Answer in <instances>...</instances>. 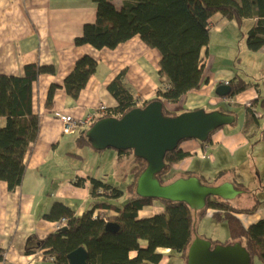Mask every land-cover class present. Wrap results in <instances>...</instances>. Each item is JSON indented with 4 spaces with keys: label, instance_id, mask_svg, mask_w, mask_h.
<instances>
[{
    "label": "trees",
    "instance_id": "obj_1",
    "mask_svg": "<svg viewBox=\"0 0 264 264\" xmlns=\"http://www.w3.org/2000/svg\"><path fill=\"white\" fill-rule=\"evenodd\" d=\"M92 1L96 6L95 22L83 27L82 34L74 41L75 45H90L96 50L114 49L138 36L147 47L160 54L159 87L152 100L139 102L124 83V73L118 75L107 85L117 106L101 111L100 116L80 131L75 140L77 148L90 147L84 133L99 119L121 118L154 100L162 104H175L188 92L199 89L203 74L201 52L208 45L211 19L216 14L236 25L241 36L245 37L249 51L256 52L264 46V0H117L118 5L114 4L116 0ZM245 25L248 27L243 33ZM95 70L96 63L91 58L79 59L64 79L66 93L76 99ZM53 73L51 65L35 63L25 65L20 75L0 74V119L4 120L0 126V181L6 184L10 193L21 187L26 157L32 152L39 135L40 118L32 109V85L41 75ZM250 84L238 77L230 80L227 85L231 90L228 97L244 92ZM56 88L52 84L48 90L46 109L52 108ZM261 106H264V96ZM219 111L233 115L236 122L232 111ZM178 114L163 106V115ZM246 117L249 121L254 119L251 108L246 109ZM258 134L264 141V128ZM211 135L206 142L199 144H209ZM183 141L175 150L165 154L166 167L158 177L161 184H166L162 181L165 174L172 172V177L177 174L171 169L173 165L190 156L179 148ZM116 153L119 159L133 155L131 151ZM145 167L143 160L134 157V165L130 169L132 182L127 187L129 195L123 205L115 204L112 200L118 201L124 192L106 183L104 178L88 176L76 179V185L89 183L91 207L76 215L65 204L54 203L43 218L56 224L65 221V226L42 241L29 240L25 255L40 251L42 261L69 264L68 254L83 248L88 256L87 264H160L165 256L173 253L186 263L187 251L195 235L194 217H204L211 210L210 217L216 223L226 225L229 240L219 243L204 239L209 240L212 246L239 242L250 255L251 264L255 258L264 264V219L245 228L237 218L240 214L253 215L261 201L246 208L234 206L218 197H209L204 208L194 212L185 203L157 200L162 212L140 219L138 212L155 201L135 194L136 179ZM183 175L193 173L184 172ZM198 177L202 184L212 186L208 178ZM233 181L235 189L245 188L242 182H236L234 178ZM102 210L114 211L116 216L106 218L103 214L98 215ZM108 223H115L117 231H106ZM162 250H168V254L164 255ZM133 252L135 255L132 257ZM5 254L0 249V263Z\"/></svg>",
    "mask_w": 264,
    "mask_h": 264
},
{
    "label": "crops",
    "instance_id": "obj_2",
    "mask_svg": "<svg viewBox=\"0 0 264 264\" xmlns=\"http://www.w3.org/2000/svg\"><path fill=\"white\" fill-rule=\"evenodd\" d=\"M114 4L118 5L119 1H114ZM95 18L96 6L92 0H0V74L20 75L25 65L35 63L41 66L51 65L54 68L52 75H41L32 85V109L40 118V129L32 152L26 157V171L21 187L10 193L6 184L0 181V249L6 252L0 264L45 262L42 261L40 251L25 255L29 240L42 241L56 231V223L45 220L43 215L56 202L65 204L76 215H81L90 203L89 183L76 185V179L88 177L83 167L75 171L66 169L70 155L67 149L75 151L76 138L89 125L80 126L73 135H63L55 114L63 113L82 120L87 116H94L95 119L101 113L98 112L99 106L116 107L117 103L108 92L107 85L121 73H124V83L139 102L152 100L159 87L160 54L147 47L138 36L114 49L96 50L90 45H75L74 41L82 34L83 27L94 23ZM211 21L210 40L214 35L223 32L222 25L225 23L218 14ZM255 54L264 57V46ZM83 57L95 61L96 70L86 87L74 99L66 93L63 82L75 63ZM201 58L203 74L199 89L188 92L178 103L164 102L163 106L177 113L196 109L212 112L220 109L230 111L224 107L225 104L235 103L239 107H251L254 119L249 122L245 113L246 120L241 129H218L211 135L210 143L205 146L195 140L183 141L180 149L190 156L173 165L171 169L175 173L196 174L195 166L202 167V164L208 163L223 174L229 172V169L221 166L217 158L220 160L221 156H229V152L247 149L264 128V124L261 125L260 122V119H264V113L258 112L263 91L259 84H250L244 92L234 97L222 98L215 94V89L236 77L246 80L260 76L258 80L264 79V65L259 63L261 66L252 73H246V68H243L242 76L229 66L215 67L216 60L211 61L210 58H216L211 56L210 48L202 50ZM249 81L251 83V79ZM52 84L57 88L53 95L52 108L46 109L45 101ZM3 123L4 120L0 119V126ZM220 149L226 153L222 154ZM70 156L74 157L71 164L76 163L75 159H83L77 153ZM116 159L120 160L118 157ZM103 176L98 177L95 173L92 177L99 179ZM234 176L221 183L231 182L234 185ZM234 179L241 182L240 178ZM161 212L162 208H154L152 202L138 212V218H148ZM100 214L106 218L116 216L114 211L102 210ZM237 218L247 228L264 219V205H259L253 215L240 214Z\"/></svg>",
    "mask_w": 264,
    "mask_h": 264
},
{
    "label": "water",
    "instance_id": "obj_3",
    "mask_svg": "<svg viewBox=\"0 0 264 264\" xmlns=\"http://www.w3.org/2000/svg\"><path fill=\"white\" fill-rule=\"evenodd\" d=\"M230 91L228 86H218L215 94L224 98L229 96ZM234 123L235 117L231 114L205 112L203 109L165 116L163 104L154 100L121 118L99 119L84 134L94 151H131L135 158L146 163L145 169L136 179V196L185 203L197 212L204 208L209 197L229 201L242 191L235 189L230 182L218 186L204 185L195 176L161 184L158 177L166 167L165 154L175 150L183 140L204 143L213 132ZM105 229L115 232L118 226L108 223ZM67 259L69 264H87L88 256L83 248H78L68 254ZM186 264H251V257L239 242L212 246L209 240L195 237L189 245Z\"/></svg>",
    "mask_w": 264,
    "mask_h": 264
},
{
    "label": "rangeland",
    "instance_id": "obj_4",
    "mask_svg": "<svg viewBox=\"0 0 264 264\" xmlns=\"http://www.w3.org/2000/svg\"><path fill=\"white\" fill-rule=\"evenodd\" d=\"M225 20V19H224ZM228 20H225L223 27V32L221 34L214 35L212 40L208 41L207 48H210L211 56L216 59L210 58L211 61H215V67L218 65L221 66H229L234 69L235 72L239 73L243 76L242 70L245 69L246 73H252L260 64L264 65V57H261L259 54H255V52L249 51L246 47V39L241 35L237 28ZM248 26H244L242 29L243 33H246ZM211 32L209 31V34ZM221 60H223L221 62ZM221 62V64H220ZM260 63V64H259ZM211 64V62H210ZM264 67V66H263ZM264 74V73H263ZM260 77V76H258ZM258 77H249L246 78V82H250L254 85H260L263 91L264 96V79L258 80ZM264 77V76H262ZM244 80V78H243ZM258 80V81H256ZM228 84H223V86H227ZM223 98V97H222ZM226 98V97H224ZM234 102V101H233ZM227 110H230L236 116L235 125L232 127H224V130H228L232 128L233 130L241 129L245 124V116L246 109L251 107H239L237 104H225L224 106ZM224 108V109H225ZM174 112V111H173ZM258 112L264 113V107L261 106V100L259 101ZM250 117L249 119H251ZM256 118V115H255ZM249 122H252L251 120ZM262 122L261 125L264 124V119H260ZM264 126V125H263ZM76 137V136H75ZM74 140V139H73ZM203 149V155H204ZM72 151L71 148L67 149V153L73 155V153H77L83 159H75L76 163H70L73 161L74 157L68 155V165L66 169L68 171H75L78 168L83 167L86 175L93 176L96 173V176L104 178L105 182L119 188L124 192V194L120 197L118 201L112 200L115 204L123 205L125 204L129 192L127 190L128 185L132 182V176L129 173L130 169L134 165V157L133 155H126L122 159L117 160V153L113 149H106L102 152H96L91 147L84 148H75V151ZM219 152L225 154L226 151L220 149ZM229 156L224 155L221 156L219 164L223 167H227L229 172L219 173L215 167H210L208 163L202 164V167H196L193 173L195 177L200 175L209 178V182L212 186H218L222 184L221 182L229 177L240 178V181L244 184L245 188L238 189L242 190L239 195H237L234 199L229 200L228 202L234 206L239 207H252L256 201H261V205H264V141L260 139L259 134L251 141L250 146L247 149L239 150L238 152H229ZM63 161L65 159H62ZM62 165V164H61ZM63 166V165H62ZM174 172V171H173ZM177 174L172 177V172L165 174L162 181L166 184L181 178L186 177L187 175H183L184 172H176ZM168 179V180H167ZM245 191V192H244ZM154 202V208H158L161 210L162 206L160 202L157 200ZM90 203L88 204L89 209ZM157 211V210H154ZM157 213V212H155ZM212 211H207V215L204 217L195 216L194 217V238H208L212 241H218L219 243H225L229 240V232L224 223L219 224L216 223L210 216ZM106 217V216H105ZM164 255L168 254V250L161 251ZM134 252L132 253V257L134 256ZM42 264H53L51 262L45 261ZM160 264H186L183 259H181L176 254H170L169 256H165V258L161 261ZM252 264H261L256 258L252 260Z\"/></svg>",
    "mask_w": 264,
    "mask_h": 264
},
{
    "label": "built area",
    "instance_id": "obj_5",
    "mask_svg": "<svg viewBox=\"0 0 264 264\" xmlns=\"http://www.w3.org/2000/svg\"><path fill=\"white\" fill-rule=\"evenodd\" d=\"M224 84H228V82H224ZM104 109H106V107L104 105H101L98 108V112H101ZM55 118L62 124V133L64 135L73 134L80 126H87L94 120V116H87L84 120H82L63 113H56ZM98 215L102 216V214L100 213ZM64 225L65 221H62L61 223L56 224V229H59Z\"/></svg>",
    "mask_w": 264,
    "mask_h": 264
},
{
    "label": "flooded vegetation",
    "instance_id": "obj_6",
    "mask_svg": "<svg viewBox=\"0 0 264 264\" xmlns=\"http://www.w3.org/2000/svg\"><path fill=\"white\" fill-rule=\"evenodd\" d=\"M197 110V109H196ZM189 112V111H188ZM180 114V113H179ZM180 148V147H179ZM194 176V175H187L186 177ZM182 178V177H181ZM199 178V177H198ZM200 179V178H199ZM201 181V180H200ZM225 183V182H224ZM231 183V182H230ZM234 186V185H233ZM238 190V189H237ZM242 191V190H241ZM243 192V191H242Z\"/></svg>",
    "mask_w": 264,
    "mask_h": 264
},
{
    "label": "bare ground",
    "instance_id": "obj_7",
    "mask_svg": "<svg viewBox=\"0 0 264 264\" xmlns=\"http://www.w3.org/2000/svg\"><path fill=\"white\" fill-rule=\"evenodd\" d=\"M60 124H61V123H60ZM61 128H62V124H61ZM75 132H76V131H75ZM75 132H74V133H75ZM74 133H73V134H74ZM62 134H63V133H62ZM73 134H70V135H73ZM63 135H64V134H63ZM133 157H134V156H133ZM64 226H65V225H64ZM64 226H62V227H64ZM62 227H60V228H62ZM60 228H59V229H60ZM56 230H58V229H56Z\"/></svg>",
    "mask_w": 264,
    "mask_h": 264
}]
</instances>
